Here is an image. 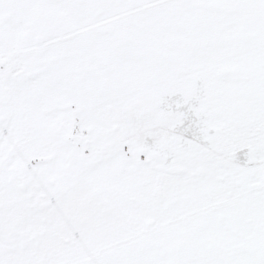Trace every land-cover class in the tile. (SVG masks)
I'll return each mask as SVG.
<instances>
[{"label":"snow or ice","instance_id":"snow-or-ice-1","mask_svg":"<svg viewBox=\"0 0 264 264\" xmlns=\"http://www.w3.org/2000/svg\"><path fill=\"white\" fill-rule=\"evenodd\" d=\"M0 264H264V0H0Z\"/></svg>","mask_w":264,"mask_h":264}]
</instances>
